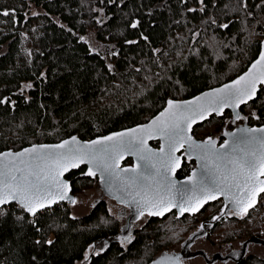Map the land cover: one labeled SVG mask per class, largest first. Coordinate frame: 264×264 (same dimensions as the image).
<instances>
[{
  "label": "trees",
  "instance_id": "1",
  "mask_svg": "<svg viewBox=\"0 0 264 264\" xmlns=\"http://www.w3.org/2000/svg\"><path fill=\"white\" fill-rule=\"evenodd\" d=\"M263 36L264 0H0V152L145 124L168 99L186 100L241 75ZM243 122L264 125V88L239 120L229 112L212 116L192 134L220 139ZM193 167L185 159L177 178ZM83 171L66 176L75 196L96 182ZM95 206L81 217L67 204L35 217L17 205L3 207L0 264H148L167 251L169 217L193 226L206 208L217 206L212 215L221 210L215 202L195 216L172 213L124 246L116 241L120 223L105 203ZM213 226L206 225L212 241L222 234L227 244L264 247V199L242 218L226 216ZM95 243L105 245L87 259ZM236 264H264V258L248 254Z\"/></svg>",
  "mask_w": 264,
  "mask_h": 264
},
{
  "label": "snow or ice",
  "instance_id": "2",
  "mask_svg": "<svg viewBox=\"0 0 264 264\" xmlns=\"http://www.w3.org/2000/svg\"><path fill=\"white\" fill-rule=\"evenodd\" d=\"M252 69L256 71H249L231 84L193 101L169 100L159 116L140 128L101 137L87 145L72 137L58 145L34 146L25 150L27 160L23 159L25 152L0 155V209L11 200L35 216L58 200L71 199L67 195L69 183L61 177L70 169L87 164L86 175L99 173L112 198L126 206L135 205L137 216L145 212L149 216L163 215L173 208L180 215L194 214L209 200L223 195L232 202L233 214L242 218L255 207L259 194L264 193V180L258 179V175L264 176V128H241L239 137L230 134L235 139L231 146L228 142L221 145L226 150L223 152L215 147L213 138L196 142L189 133L198 119H206L213 112L222 115L225 107L235 108L254 99L257 81L264 83V52ZM156 136L165 141L159 153L146 143ZM185 144V154L189 159L195 156L201 168L200 173L194 171L185 181L192 185L190 190L178 189L171 179L181 162L175 153ZM125 154L135 155L143 162L138 164L139 171L137 168L117 170ZM6 157L11 159L4 162ZM17 160L24 166H16ZM233 188L236 193L232 192ZM174 190L179 193V201L173 195Z\"/></svg>",
  "mask_w": 264,
  "mask_h": 264
},
{
  "label": "water",
  "instance_id": "3",
  "mask_svg": "<svg viewBox=\"0 0 264 264\" xmlns=\"http://www.w3.org/2000/svg\"><path fill=\"white\" fill-rule=\"evenodd\" d=\"M264 52V36L260 42V49H259V53L256 57V59L247 67V69L241 74L239 75L238 77H236L235 79L229 81V82H226L218 87H215V88H212V89H209V90H206L192 98H189V99H186V100H172V99H168L165 103V106L164 108L157 114L155 115L153 118H151L147 123L145 124H141V125H137V126H134V127H131V128H128V129H124V130H121V131H117V132H113V133H110V134H107V135H104V136H100V137H96L92 140H81L80 138H78V136L76 135H73L69 138H66L60 142H57V143H52V144H32L30 146H27L25 148H22L18 151H14V150H6V151H3V152H0V155H3V154H6V153H13V154H18V153H21V152H25V157L23 159L27 160V153L25 150H28V149H31L33 148L34 146L35 147H38L40 145H58V144H61L62 142L64 141H69L71 140L72 137H76V139L80 142L81 145H87V144H90L92 141L94 140H97L98 138H101V137H106V136H109V135H112V134H115V133H121V132H128L129 130L131 129H137V128H140L141 126L143 125H147L149 124L153 119H155L157 116L160 115L161 112H163L166 108H167V102L169 100H172L174 102H177V103H183V102H190V101H193L195 100L197 97H201L203 96L205 93H209V92H212L214 89H219V88H222L224 85H228V84H231L232 82H234L235 80H237L239 77L241 76H244L245 74H247L249 71H253L255 72L256 70L255 69H252V65L259 59L260 57V54ZM256 88H257V91H256V94H255V97L254 99L248 101L247 103H244V104H240L239 106L233 108V107H225L223 109V112H222V115H217L215 112H213L210 116H208L206 119H198L196 121V123H194L192 125V130L191 132L189 133V135L192 136L193 140L196 141V142H204L206 141L207 139H204V140H198L196 138L193 137V130L196 126L208 121L212 116H215V117H222L226 112H229L231 114V118L233 121H237L239 120V118H237V115L240 117L241 116V109L246 106L247 104L249 103H252L254 102L257 97H258V94L260 93V90L261 88H264V83H260L259 81H257V84H256ZM241 128H244V129H259V128H264V125H261V126H250L249 124H247L246 122H243V123H240L238 125H236L235 127H233V129L231 130H225L223 131V133L221 134V141H219L217 138H213L215 140V147L217 149H220V151H226L225 149H223L221 147V145H223L225 142H228L229 145L231 146L233 140L235 139L234 137H232L230 134L232 133H236L237 137H239L241 134H240V129ZM154 142H157L158 143V146L157 147H152L151 143H154ZM147 147L152 149L153 152H156V153H159L160 152V148H161V145L165 144V141L160 138L159 136H156L152 139H148L147 140ZM187 148V144L184 145L183 148H180L176 153L175 155L176 156H179L181 157V162H180V167L176 170L175 172V175L174 176H171V179L173 181L176 182V187L178 189H184V190H190L192 188V185L191 184H186L185 181L188 180V178L192 175V173L195 171L197 173H200L201 171V168H200V162L196 159L195 156H192L191 159H189L188 155L185 154V149ZM184 158L188 159L189 161H192L194 163V167L193 169L189 172V174L182 178V179H178L177 178V173L180 171L181 167H182V164H183V160ZM7 159H11L9 157H6L5 158V161H7ZM130 159L132 161V164L130 166H123V163ZM143 162L141 161H138L137 157L135 155H131V154H125L123 156L122 159L119 160V167H118V171L120 169H125V168H128V169H131V168H137V170L139 171L140 169L138 168V164H142ZM16 166L18 167H23L24 165H21L20 164V161L17 160L16 161ZM88 165L87 164H81L79 168H72L70 169L69 171L65 172L63 174V176L61 177V179L65 180L66 182L69 183V187H70V191H68L67 195L68 197H70L71 199H64V200H58L56 203H53L51 204L49 207H45V208H42L40 209L37 213H39L40 211H43V210H46L50 207H54L55 205L59 204V203H63V204H67L69 206H73L76 204L77 202V198L75 195H73L72 193V188H71V185H70V182L66 179V176L71 173V172H75V171H78L79 169L81 168H84V172H83V177L84 178H91V179H97V182H98V185H99V188L103 194V196L108 199V200H111L113 201L116 205H119V206H122V207H125L129 210H131V212L137 214V211H136V208H135V205H132V206H126L125 204H121V203H118V201L116 199H113L111 194L108 192L106 186L104 185V183L102 182V179H101V176L99 173L96 174V176H88L86 175V172L88 171ZM258 179L260 180H264V176H259L258 175ZM209 180H211V177H209ZM54 190V189H53ZM236 189L233 188L232 189V192L233 193H236ZM188 194L190 195V191L188 192ZM264 193H260L259 196L257 197V203L255 205V207L257 206L258 204V200L260 198L261 195H263ZM173 195L176 196V199L179 201L180 199V196H179V193H177L175 190L173 192ZM130 199V198H129ZM72 200H75V203L72 202ZM215 202H222V206H221V210L220 212L215 215L214 217L216 216H219L220 218L219 219H212L211 221L209 222H204L202 223L201 225H203V227L205 225H210V226H213L215 223L221 221L223 218H225L226 216H229V213H231L232 215L233 214V205H232V202L230 200H227L225 199V197L223 195L219 196L217 199L215 200H209L205 205L204 207L208 206L209 204H212V203H215ZM10 205H17L18 207L19 204H17L16 201H9V203L5 204L3 207H7V206H10ZM2 207V208H3ZM203 207V208H204ZM255 207L249 209L248 213L250 211H252ZM21 208V207H20ZM200 209L199 212H196V213H190V212H185L183 215H180L179 212H178V209L177 208H173L171 211H166L164 212L163 215H158V216H149L147 215V213L145 212V214L143 216H148L150 218H155V219H162L163 217L171 214V213H175L176 214V218L178 219H182L183 217L185 216H195V215H198L202 209ZM25 214L29 215V216H33L31 213L25 211L23 208H21ZM36 213V214H37ZM221 213H223V215H221ZM247 213V214H248ZM234 216H238V215H234ZM245 216V215H244ZM238 217H241V216H238ZM197 236H200L199 234H193L192 236L189 237V239L184 242L181 246V251L178 252V253H175V252H163L161 254H159L158 256L154 257L148 264H184V261H186L187 259L191 258V257H194L195 255H189V250L190 248L192 247L193 243H194V240L196 239Z\"/></svg>",
  "mask_w": 264,
  "mask_h": 264
},
{
  "label": "flooded vegetation",
  "instance_id": "4",
  "mask_svg": "<svg viewBox=\"0 0 264 264\" xmlns=\"http://www.w3.org/2000/svg\"><path fill=\"white\" fill-rule=\"evenodd\" d=\"M218 140L221 141V138L218 139ZM154 143H157V142H154ZM154 143H151V145L154 144ZM157 146H158V143H157ZM157 146H153L152 145V147H157ZM185 159L186 158H184V160H183V164L185 162ZM131 164H132V161L130 159H128V160H126L123 163V166H130ZM95 181L96 182H94V181L92 182V187L91 188H87V189L83 190V192L81 193V195L76 196V198L78 200V198H80V196H85L88 193H96V195H99V196L97 198H95L93 204L90 207L89 212L94 208L95 204L97 202H99V201H102L103 203H105L106 208H107V210H108L109 213L110 212L112 213V210L113 209L116 210L117 211V214H115V215L113 213L112 214L116 217V220L120 223V225H121V231H120L119 235L122 234L121 236L118 237V239L116 241L119 242L122 245L125 244L124 246H128L135 239L134 238V233L137 230L141 229L143 226H145L146 224H148L151 221H156V220L161 221V220H164L166 217H168L169 215L172 214L171 213V214L163 217L162 219L150 218L148 216H137V214L131 212V210H129V209L125 208V207L116 205L113 201L106 199L103 196V194H102V192H101V190L99 188L97 179H95ZM76 204H77V202H76ZM75 205L71 206V209ZM217 205H218V211H219L220 210V207L222 205V202H217ZM209 208L210 207L206 208L204 212L206 213L209 210ZM71 212H72V210H71ZM217 214L218 213H216L214 215L209 214L207 217H205L203 219H200L197 222H194L193 223L195 225L194 230L192 232H190L189 235L178 244V246L175 247V249H177V247H178V249H177L178 251L171 250V251H164V252H175V253L180 252L181 251L182 244L184 242H186L189 239L190 236H192L193 234H199L200 236H197L196 237V239L194 240V243H193V245L190 248L189 253H188L189 255H195V256L187 259L186 261H184V264L186 262H188L190 260H193V259H196V258H202L203 261H204V264H217V263L218 264H236V261H237L238 258L243 257V256H246V255L249 254L248 251H247V246L242 247V250L239 253H237L236 251H233V246L229 243V245L227 246V248L223 252H215V253H212L211 255H208L206 251H203L201 249H195V246H197L202 241H209V242H211V240H212L211 237L212 236L209 237V234L210 233L208 232V227H206V225L204 227H201L200 226V223L201 222H208L207 220H209V218L211 216H212L211 218L213 219V217L215 215H217ZM230 215H232V214L229 213V216ZM175 216H176V214L174 215V217ZM214 228H212L211 231H213ZM238 242H236V243H238ZM104 245H105V243H101V244L95 243L90 248L91 254H94L96 250L97 251L99 250L100 246H104ZM161 253H163V252H161ZM161 253H159V254H161ZM158 255H156V256H158Z\"/></svg>",
  "mask_w": 264,
  "mask_h": 264
},
{
  "label": "rangeland",
  "instance_id": "5",
  "mask_svg": "<svg viewBox=\"0 0 264 264\" xmlns=\"http://www.w3.org/2000/svg\"><path fill=\"white\" fill-rule=\"evenodd\" d=\"M257 32H258L257 30L253 31L252 41L257 40V38H258ZM215 47H216V45H213V48H215ZM220 56L221 55L218 53V57H220ZM238 64L235 63V65H238ZM98 196L99 195H96V193H88L85 196H80V198H78V200H77V204L74 207H72V209H71L72 210V216L81 217V216H84L85 214H87L89 212L90 207L93 204L95 198H97ZM216 209H217V206L210 208L204 215L201 216V219L207 217L209 214H211ZM112 213L115 215V214H117V211L113 209ZM112 213H111L112 217L116 220V217ZM163 225L166 228L167 232L172 233V235H167V237L164 240L163 245L168 246L167 251H171V250L178 251L177 250L178 247H177V249H175V247L178 246V244L183 239H185L189 235V233L192 232L195 228L194 224H193V226H188L185 224L180 225L174 221L173 217L168 218L165 222H163ZM181 227H182V229H181ZM221 235L217 236L215 238V240H213V241L211 240V242H209V241L200 242L197 246H195V249H201L203 251H206L208 255H211L212 253H215V252H223L229 244H227L228 242L225 241ZM236 242H238V241H234V242L230 243L233 246V251H236L237 253H239L242 250V247L247 246V251H248L249 255L253 254V255H257V256L264 258V247L263 246L258 245L254 242H250L249 245L248 244L245 245L246 243H242L241 241H239L238 243H236ZM102 247L103 246H100V249ZM95 252H98V251L96 250ZM90 254H91V252H89L87 254V256H86L87 259H88V255H90ZM79 264H81V263H79ZM185 264H204V261L202 258H196V259H193V260L186 262Z\"/></svg>",
  "mask_w": 264,
  "mask_h": 264
},
{
  "label": "built area",
  "instance_id": "6",
  "mask_svg": "<svg viewBox=\"0 0 264 264\" xmlns=\"http://www.w3.org/2000/svg\"><path fill=\"white\" fill-rule=\"evenodd\" d=\"M262 196H264V194L260 196V198H259V200H258V203H259V201H260V202L263 201L264 197L262 198ZM57 205H59V206H63L64 204H63V203H59V204H57ZM52 211H53V207H50V208H48V209H46V210L40 211V212L37 213L35 216H37V215H39L40 213H43V212L52 213ZM35 216H34V217H35Z\"/></svg>",
  "mask_w": 264,
  "mask_h": 264
}]
</instances>
